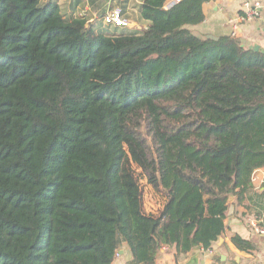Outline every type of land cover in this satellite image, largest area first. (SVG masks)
Wrapping results in <instances>:
<instances>
[{
    "label": "trees",
    "instance_id": "obj_1",
    "mask_svg": "<svg viewBox=\"0 0 264 264\" xmlns=\"http://www.w3.org/2000/svg\"><path fill=\"white\" fill-rule=\"evenodd\" d=\"M171 1L107 33L55 0H0V264H112L122 243L155 264L217 244L232 197L264 205V52L196 36L210 0Z\"/></svg>",
    "mask_w": 264,
    "mask_h": 264
},
{
    "label": "crops",
    "instance_id": "obj_2",
    "mask_svg": "<svg viewBox=\"0 0 264 264\" xmlns=\"http://www.w3.org/2000/svg\"><path fill=\"white\" fill-rule=\"evenodd\" d=\"M144 1L127 0L128 4L123 5L128 8L135 5L136 21L138 22L133 21L132 23L137 24V27L148 25L141 19L139 13V7ZM256 1L263 5L261 17L243 24L235 37L246 48L264 52V0H210L203 6L205 21L190 28L196 36L202 39L232 36L233 29L229 24L230 20L245 13L244 4L246 2L254 3ZM74 9L76 8L74 7ZM87 10L92 16L95 15L88 6ZM73 17L79 16L75 14ZM90 18L92 19L91 16ZM125 29L127 28L125 27ZM254 176V187L256 190L264 192V168L258 169ZM256 203L255 198L253 200L247 198L243 204H238L235 197H232L225 219L227 231L217 244H214L209 250L198 249L189 254H179L174 248L163 247L155 264H264V235L258 234L253 228L256 221H262L261 224H264V205ZM162 208L163 206L160 207L159 211ZM145 211L148 214L153 212L147 205H145ZM260 212H262L263 219L258 220L256 214ZM234 234L251 241L254 245V251L250 253L239 251L231 240ZM133 259L129 245L122 243L112 264H132Z\"/></svg>",
    "mask_w": 264,
    "mask_h": 264
},
{
    "label": "rangeland",
    "instance_id": "obj_3",
    "mask_svg": "<svg viewBox=\"0 0 264 264\" xmlns=\"http://www.w3.org/2000/svg\"><path fill=\"white\" fill-rule=\"evenodd\" d=\"M44 2H47L49 0H43ZM58 1L62 8V12L65 15L66 18H71L73 16H85L89 20V23L92 25H95L100 29V31L112 33L114 32V27H107L104 24V17L107 14V12L114 10V9H120L122 12L125 10V15L123 17L127 19L130 22V26L126 28L136 29L137 22L136 21V13H135V5L128 7H124L127 2V0H94V6L91 5V0H55ZM128 4V3H127ZM41 5H44V3H41ZM87 6L93 10L95 15L92 16L91 13L88 12ZM74 7L76 9H74ZM103 11H106V14L102 17ZM92 12V13H93ZM92 17V19L90 18ZM94 20V21H93ZM136 22L134 23L132 22ZM122 29H119L121 32ZM136 175L139 180L142 193H143V202H144V209L145 205H147L148 208H151L153 212H150V214H154V212H159L160 207L163 206L165 202V198L162 196V194L157 193L151 185L148 184L147 178L145 177L144 173L139 169L136 168Z\"/></svg>",
    "mask_w": 264,
    "mask_h": 264
},
{
    "label": "built area",
    "instance_id": "obj_4",
    "mask_svg": "<svg viewBox=\"0 0 264 264\" xmlns=\"http://www.w3.org/2000/svg\"><path fill=\"white\" fill-rule=\"evenodd\" d=\"M181 0H172L169 3V7L173 6L177 2H180ZM245 7V13L241 16L236 17L235 19L230 20L229 24L231 25L233 29V35L237 36L238 30L243 24H246L248 22H251L262 15L263 11V5L256 1L254 3L246 2L244 4ZM104 24L107 27H114V28H125L130 26V22L123 17L122 11L120 9H114L109 12L104 17ZM255 180V176L253 175L252 181ZM262 221H256L253 224V228L258 234L264 235V227L261 226Z\"/></svg>",
    "mask_w": 264,
    "mask_h": 264
},
{
    "label": "water",
    "instance_id": "obj_5",
    "mask_svg": "<svg viewBox=\"0 0 264 264\" xmlns=\"http://www.w3.org/2000/svg\"><path fill=\"white\" fill-rule=\"evenodd\" d=\"M257 50V49H256Z\"/></svg>",
    "mask_w": 264,
    "mask_h": 264
}]
</instances>
